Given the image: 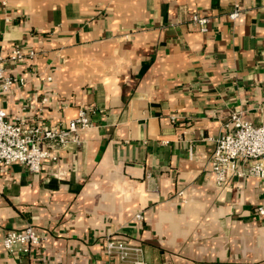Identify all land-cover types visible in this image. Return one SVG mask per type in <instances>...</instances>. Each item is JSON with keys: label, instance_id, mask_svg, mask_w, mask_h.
I'll use <instances>...</instances> for the list:
<instances>
[{"label": "crops", "instance_id": "crops-1", "mask_svg": "<svg viewBox=\"0 0 264 264\" xmlns=\"http://www.w3.org/2000/svg\"><path fill=\"white\" fill-rule=\"evenodd\" d=\"M0 56L25 79L0 96L10 121H91L39 171L0 170V264L25 260L2 239L28 224L39 264H130L108 238L146 264H264L261 179L219 186L211 165L233 113L264 117V0H0Z\"/></svg>", "mask_w": 264, "mask_h": 264}, {"label": "built area", "instance_id": "built-area-1", "mask_svg": "<svg viewBox=\"0 0 264 264\" xmlns=\"http://www.w3.org/2000/svg\"><path fill=\"white\" fill-rule=\"evenodd\" d=\"M239 15V9L231 13L233 19ZM192 20L200 25L202 31L208 30L209 17L193 15ZM35 55L34 50L14 47L7 59L16 61L24 57L33 58ZM4 60V57L0 56V96L25 82L22 76L6 73ZM46 78L50 80L51 76ZM41 101L46 103L47 97H43ZM90 126V118L84 109L79 110L76 117L64 123L29 127L22 121H10L5 109L0 105V170L18 162L28 170L37 172L43 160L58 159L60 148L69 144H80V131ZM216 142L211 165L219 186H223L233 174L240 177H258L264 186V117L259 124H255L244 119L240 113H233L231 121ZM240 160L246 165L239 167ZM180 194L183 192L180 191ZM259 212L264 214V207H260ZM137 217L141 215L137 214ZM41 239L42 235L28 224L22 229L7 231L2 239V245L9 253L19 252L25 257L19 264H39L31 257L30 250L39 246ZM104 248L107 254L116 255L123 262L146 264L144 251L140 245H127L108 238Z\"/></svg>", "mask_w": 264, "mask_h": 264}]
</instances>
